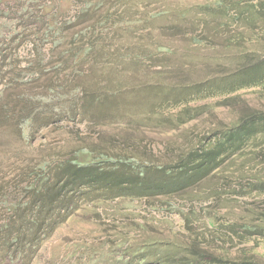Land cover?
Returning <instances> with one entry per match:
<instances>
[{
    "label": "rangeland",
    "instance_id": "obj_1",
    "mask_svg": "<svg viewBox=\"0 0 264 264\" xmlns=\"http://www.w3.org/2000/svg\"><path fill=\"white\" fill-rule=\"evenodd\" d=\"M217 1L0 0V185L7 187L0 190V201H6L0 204V223L10 215L8 204L24 198L22 169L46 156L60 159L88 145L171 167L206 144L220 125L249 112L264 114V87L258 86L186 98L195 99L188 106L200 110L183 124L175 122V107L155 108L168 87L223 82L244 67V56L251 65L262 55L256 43L225 47L226 39L246 34L238 23L224 28L220 19L203 23L199 7ZM52 24L63 29L64 45L43 39ZM88 28L94 38L79 37L77 46L98 37L111 58L57 68L71 36ZM143 50L151 55L132 61ZM117 88L122 96L105 115L93 106L87 112L92 115L83 113L89 93ZM51 89L67 95L65 108L53 101ZM155 116L166 123H154ZM255 147L249 157L230 158L222 172L175 194L81 201L31 264H191L195 256L264 264V236L244 230L263 226L258 215L264 212V193L247 190L264 177V144L257 141Z\"/></svg>",
    "mask_w": 264,
    "mask_h": 264
},
{
    "label": "trees",
    "instance_id": "obj_2",
    "mask_svg": "<svg viewBox=\"0 0 264 264\" xmlns=\"http://www.w3.org/2000/svg\"><path fill=\"white\" fill-rule=\"evenodd\" d=\"M199 8L204 21L200 20L203 23L220 19L222 28L225 25L238 23L243 30H246V34H236L226 39L225 47L243 49L246 45L256 43L262 46L263 53L257 56L251 65H248L250 60H247L244 54L240 61L244 67L235 71L232 77L223 82L201 83L195 87L187 86L184 90L176 89L174 86L160 92L162 104L155 108L162 105L165 109L172 106L178 109L175 114L177 125L194 119L200 110V108L188 106L190 101L195 100L186 99L188 97L195 98L201 94L212 95L216 92L227 93L252 86L264 87V0H218L214 6ZM104 23L105 21H102L94 26ZM119 23L121 22H117ZM54 25H48L47 32L45 31L42 35L43 39L50 40L55 45H64L63 29ZM90 29L71 36L73 39L66 44L67 49L64 48L62 51L59 58L61 62L58 63L57 68L70 66L76 69L89 59L105 57V60H109L111 58V55L102 47V43H99L98 37L95 42L92 40L84 46H77L79 37L94 38V35L89 34ZM32 35L38 37L39 31H35ZM194 43L201 44V41L196 39ZM157 49L164 51L162 46ZM142 52L145 54H128V56L132 55V61H138L141 59L139 56L143 59L145 56H150L152 51L143 50ZM30 70V74L38 73L34 69ZM50 93L53 101L65 108L68 103V100H65L67 95L55 93L53 89ZM185 95V99L182 98ZM121 96L118 88L106 90L105 94L97 90L93 91L86 97V105L82 106L83 113L92 115L93 113L87 112L91 111L93 106L98 109L96 110L98 115H105L104 112L118 105L117 101ZM40 99L42 102L46 100ZM122 115L130 117L128 113ZM154 118L153 122L158 125L166 123L156 116ZM148 121L151 120L148 119ZM209 138L206 144L201 143L200 147L180 157L171 167L157 166L154 162H142L131 152L112 154L108 152V148L88 145L74 148L60 159L49 160L46 156L36 161L33 166L25 167L21 171L25 179L22 183L27 182L23 186L24 198L8 204L10 215L0 223V262L31 264L39 247L53 235L58 226L64 224L79 210L80 202L83 200L92 201L101 198L107 201L124 196L141 198L175 194L179 190L198 183L213 172H222L221 166L226 160L249 157L254 152L257 141L259 143L262 141L264 144V114L246 113L233 124L220 125ZM247 185V190L251 194L264 193V177L260 179L258 177L253 185ZM6 188L0 185L1 192H4ZM5 202L1 200L0 204ZM258 216L263 226L253 227V230H251L252 227H247L244 230L252 235L264 236V212H260ZM211 224L213 225L214 221ZM194 262L191 264H247L246 261L231 263L206 261L201 256L198 258L195 256Z\"/></svg>",
    "mask_w": 264,
    "mask_h": 264
}]
</instances>
